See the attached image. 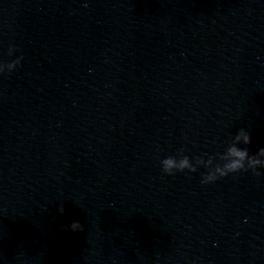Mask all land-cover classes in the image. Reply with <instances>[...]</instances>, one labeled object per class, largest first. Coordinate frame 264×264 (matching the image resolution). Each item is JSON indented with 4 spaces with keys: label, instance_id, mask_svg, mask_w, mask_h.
Returning <instances> with one entry per match:
<instances>
[{
    "label": "water",
    "instance_id": "95a60500",
    "mask_svg": "<svg viewBox=\"0 0 264 264\" xmlns=\"http://www.w3.org/2000/svg\"><path fill=\"white\" fill-rule=\"evenodd\" d=\"M21 55L0 75V264H264V175L160 166L240 128L264 148V0H0V62Z\"/></svg>",
    "mask_w": 264,
    "mask_h": 264
},
{
    "label": "clouds",
    "instance_id": "9594fccd",
    "mask_svg": "<svg viewBox=\"0 0 264 264\" xmlns=\"http://www.w3.org/2000/svg\"><path fill=\"white\" fill-rule=\"evenodd\" d=\"M16 51L18 49L10 45L7 54L11 57ZM22 60L23 56L21 55L10 62H0V75L10 74L17 70ZM251 142V133L244 128H240L221 153L214 155L204 153L190 158L185 155L186 149L181 147L177 150L176 155L168 156L160 161L161 171L165 175L174 176L176 173H195L203 167L206 172L201 174V185L214 183L229 174L247 173L249 171L259 177L264 175V173L258 171V169H264V148H260L254 155H250L247 146ZM240 145H244V147ZM205 156H207L206 159ZM58 211L63 214L62 204ZM66 230L83 231V227L78 221H73L67 226Z\"/></svg>",
    "mask_w": 264,
    "mask_h": 264
}]
</instances>
